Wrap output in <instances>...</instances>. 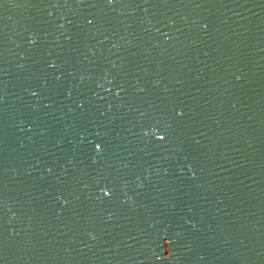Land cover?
Wrapping results in <instances>:
<instances>
[{
  "label": "water",
  "instance_id": "obj_1",
  "mask_svg": "<svg viewBox=\"0 0 264 264\" xmlns=\"http://www.w3.org/2000/svg\"><path fill=\"white\" fill-rule=\"evenodd\" d=\"M4 2L0 264H264V0Z\"/></svg>",
  "mask_w": 264,
  "mask_h": 264
},
{
  "label": "snow or ice",
  "instance_id": "obj_2",
  "mask_svg": "<svg viewBox=\"0 0 264 264\" xmlns=\"http://www.w3.org/2000/svg\"><path fill=\"white\" fill-rule=\"evenodd\" d=\"M4 3H5L4 0H0V6H2ZM105 3L108 4V5H112L113 0H105ZM88 23L91 24L92 21L89 20ZM30 42H33L34 43V41H30ZM49 67H55V64L54 63H51V64H49ZM56 79L59 80L60 77L57 76ZM80 79H81V81H83L84 80V76H81ZM237 79H240V77H237ZM100 86L101 85H97V87H100ZM109 91H110V89H109ZM141 91H143V89H141ZM165 91H167V89H165ZM32 94L33 95H36L37 93L33 92ZM93 95H95V93H93ZM101 99H103V97H101ZM77 107L83 109L84 106H83V104H80V105H77ZM177 115L178 116H182L183 115V112H178ZM158 139L163 140L164 137L163 136H160V137H158ZM95 147H96L97 151H99L101 146L99 144H97ZM49 171H51V169H49ZM189 171H192V169L189 168ZM101 191L103 192V197H109L110 198V192H111L110 189L109 190H103L102 189ZM57 198L59 199V197H57ZM93 239H95V237H93Z\"/></svg>",
  "mask_w": 264,
  "mask_h": 264
}]
</instances>
